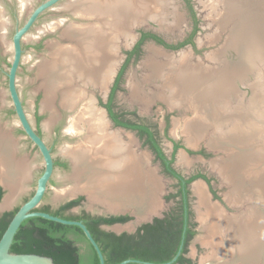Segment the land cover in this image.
<instances>
[{"label":"bare ground","instance_id":"obj_1","mask_svg":"<svg viewBox=\"0 0 264 264\" xmlns=\"http://www.w3.org/2000/svg\"><path fill=\"white\" fill-rule=\"evenodd\" d=\"M22 1V6H26L30 0ZM158 3L161 2L71 1L67 9L95 22L66 27L63 37L69 43L64 46L50 45L51 58L39 64L41 88L44 91L42 110L51 112L53 116L47 125L54 122L59 104L71 114L67 134L78 139L75 144L62 148L63 154L72 161L77 185L60 194L73 196L83 192L92 201L101 202L113 211L132 209L139 219L149 218L158 210L162 187L158 175L147 168V157L136 153L132 140L123 141L121 131L111 129L105 112L94 105L95 99H88L83 88L75 86V81L79 79L83 85L91 83L106 90L117 64L118 40L123 37L121 35H129L130 38V28L139 21L155 20L157 12L162 9L160 5H163ZM3 12L0 10L1 29L7 24ZM262 21L255 23L260 24L259 30L264 26ZM63 23H52L45 31H56ZM248 26L254 28L250 24ZM246 40L248 44L243 59L233 64L222 77H215L216 71L204 69L187 59L181 60L175 68L176 72L167 76L163 74L162 64L154 61L147 63L150 78L167 77V82L169 77L173 78L169 98L172 105L187 104L195 110L197 117L188 121L184 129L189 136L188 142L196 145L209 136V146L232 152L227 160L213 162L212 165L232 184L229 199L237 206L242 204L245 207L241 213L228 215L220 204L211 202L203 182L196 181L194 185L199 205L205 209L200 216L207 232L203 241L213 250L211 256L201 261L202 264H264L262 77H256L257 81L251 88L254 93L247 106L238 102L235 113L226 107L238 94L236 86L246 84L249 77L239 76L250 65L249 61L252 64L249 59L251 49L263 50L264 31H249ZM110 52L114 55L113 59ZM246 146L252 149L244 151ZM29 175V165L16 159L15 143L0 131V178L10 192L2 208L11 206Z\"/></svg>","mask_w":264,"mask_h":264},{"label":"rangeland","instance_id":"obj_2","mask_svg":"<svg viewBox=\"0 0 264 264\" xmlns=\"http://www.w3.org/2000/svg\"><path fill=\"white\" fill-rule=\"evenodd\" d=\"M43 1L30 0L26 6L22 7V0H0V10L4 11L5 17L3 16V18L5 22L7 21L6 27L0 28V131L8 135L15 143L16 159L26 162L30 168V175L23 183V189L18 195L16 194L11 206L4 207L0 210V213L12 211L21 206L25 199L30 198L35 192L38 178L44 171L43 158L38 149L23 132L14 111L8 90V77L6 75L13 57L12 38L15 29L17 25L19 27L22 26L33 9ZM71 1L74 0H64L52 10L44 13L24 38V56L18 74V90L32 126L39 129L41 136L52 149L54 159L68 163L67 169L59 166L55 168L53 179L49 184V190L43 202L45 205H51L54 209L61 204L63 198L61 200L60 197L67 195H61L60 193L77 185L71 159L63 154L62 148L68 144H75L78 139L67 134V124L71 114L61 108L59 104H57L58 111L54 122L51 125L49 124V126L47 125L53 116L51 112L42 110L44 91L41 88L42 79L39 77V64L51 58L50 52L52 48L50 45L64 46L69 43L63 37L66 27L88 25L95 22L92 18L83 19L79 14L76 15L73 10L67 9L66 6ZM157 1L161 2L158 4L163 3V5H160L162 9L157 12L158 17L155 20L146 19L143 22L139 21L140 23L138 22L130 28V38L129 35H121L123 37H120L121 39L118 40L117 55L115 56L117 64L114 65L116 68H114L115 71L111 79L117 76L126 59L127 52L133 49L135 42L138 40L140 31L155 33L170 44H176L184 40L193 27V19L189 9L190 5L199 20V31L195 36V47L188 45L180 50H167L156 43H146L142 47V55L139 60H132L122 76L119 89L114 98L115 110L117 112H135L142 120L156 127L161 138L163 150L169 158L173 152L172 140L180 143L181 146L174 158V168L185 176L204 175L207 181L202 178L196 181L204 183L210 200L213 203L220 204L228 215L239 214L245 207H242V204L237 206L235 202L230 201L229 194L233 188L232 184L228 183L219 169L212 165L213 162L227 160L232 152L227 149L222 150V148H212L209 146V136L200 140L196 145L188 142L189 136L184 132V129L188 121L197 117L195 110L189 108L187 104L172 105L169 98L172 93L170 85L173 78L169 77L168 82L166 81L167 77L150 78L147 63L154 61L162 64L164 68L163 74L167 76L170 73L176 72L175 68L179 66L181 60L187 59L190 63L201 65L204 69L216 71L215 77H222L224 73L231 70L233 64L243 59L245 47L248 44V40L245 41V39L249 31H264L263 25L262 30H259L260 24H255L262 20V23L264 22V0ZM15 16L20 17L19 23ZM56 22L64 23L56 31H45L46 27ZM253 23L254 25H252ZM249 24L254 28L248 26ZM245 28L249 29L245 30ZM111 54L112 52H110V56ZM250 57L249 59L252 60V64L249 61L250 65L244 68V71L241 73L242 76H239L249 78L245 85L238 84L236 86L238 94L226 106L231 113L237 111L239 104L244 103L243 105L246 106L249 104L254 93V90L251 88L257 81L256 77H262L264 80V46L263 50L251 49ZM113 58L114 55L112 54ZM111 79L108 84V91H110L113 84ZM81 85H83V82L76 79L75 86L83 88L89 100L96 99V105L104 108L101 103L107 100L105 92L99 86L91 85V83L87 86ZM39 117H41L40 121L38 120ZM130 118L134 119L136 117L131 116ZM110 124L112 130L121 131L122 140H126L123 141L128 142L132 140L136 153L147 157V168L152 170L156 176L158 175L157 178L160 184H162L158 197L160 202L157 212L152 215H154L153 217H161L175 205L174 200L167 201L165 197L177 191V181L164 175L160 163L156 161L151 151L142 144L136 133L117 128L111 121ZM250 149L252 147L246 146L244 151H250ZM183 157H185V160H183ZM0 183H3L1 178ZM194 185L195 183L190 186V189L195 218L198 220V232L189 245L187 257L192 259L195 264H202L201 261L211 256L213 250L203 241V237L207 235V232L201 222L200 216L205 213V209L199 205L198 196L195 195L193 190ZM9 193V189L6 190L0 206H2L4 199ZM78 197L83 198V208L91 213L129 215L132 218L130 222L110 228V230L117 231L118 233H133L140 225L152 217L151 215L149 218L139 219L132 209L113 211L101 202L92 201L83 192H79L76 198ZM64 200L68 201L69 197H65ZM78 212L79 210L77 209L73 211V213ZM202 212L204 213L202 214ZM118 227H122V230H118Z\"/></svg>","mask_w":264,"mask_h":264},{"label":"trees","instance_id":"obj_3","mask_svg":"<svg viewBox=\"0 0 264 264\" xmlns=\"http://www.w3.org/2000/svg\"><path fill=\"white\" fill-rule=\"evenodd\" d=\"M191 17L193 19V30L189 38L178 45L167 44L163 39L150 32L142 33L138 44L132 51L127 52V59L120 69L117 79L113 88V93L110 97L109 103L106 105L109 116L116 123V125L138 131L141 138H146L145 145H148L154 153L156 160H159L164 168V173L169 176H176L180 179V186L183 190L188 184L197 179L202 178L207 181L204 175L191 177L183 183V178L176 174L171 168L170 164L173 163L172 158L170 161L162 151V147L158 140L157 130L152 125L146 123L137 124L135 121L126 120V122L119 120V115L113 111V98L115 92L119 89L122 76L134 58L135 61L141 57L142 43L153 40L157 44L164 46L166 49L179 50L187 45L195 47V36L199 31V20L196 17L192 6L189 7ZM135 116V113H132ZM123 118V117H122ZM41 120V117L38 118ZM180 146L175 145V150ZM183 191H180L182 194ZM184 195V194H183ZM176 197L173 195V198ZM184 199V197H183ZM83 200L82 197L72 200L66 204L54 209L50 205H41L36 211L46 212L51 215L66 219L82 221L91 232L92 237L99 245L106 264H119L128 259L141 260L151 263H166L171 261L179 250L184 232V215L183 209L181 212L174 210L166 214L163 218H155L152 223L141 225L135 233L123 232L116 234L114 232H103L98 228L99 221L93 219L90 214H74L71 209ZM182 201V197L180 199ZM19 208L12 212H6L0 216V239L6 231L10 221ZM129 217H112L109 219L99 220L106 224L125 223ZM184 248L181 256L174 264H191L190 260L184 258L187 252L186 248L190 239L185 235ZM11 252L16 254H36L40 256L50 257L56 264H101L99 257L86 238L81 228L77 226L63 225L57 222L46 220L39 217L27 219L23 222L15 235ZM184 260L183 263H181ZM136 264V263H130Z\"/></svg>","mask_w":264,"mask_h":264},{"label":"water","instance_id":"obj_4","mask_svg":"<svg viewBox=\"0 0 264 264\" xmlns=\"http://www.w3.org/2000/svg\"><path fill=\"white\" fill-rule=\"evenodd\" d=\"M64 0H44L38 6H36L31 14L28 16L27 20L22 26H18L15 29V33L12 38L13 44V57L10 62V68L6 73L8 77V90L12 100V105L14 107V111L17 115L21 128L28 139L33 143V145L38 149L40 155L43 158L44 171L41 176L37 180V185L34 194L23 203L18 211L13 216L10 221L6 231L0 239V264H56L54 260L50 257L40 256L36 254H16L11 252V246L13 244L15 235L17 234L19 228L23 224L24 221L30 218L39 217L46 220H50L53 222H57L63 225L68 226H77L81 228L84 232L86 238L89 240L91 245L94 247L100 263H105V257L97 244V242L92 237L91 232L88 230L87 226L82 221L75 220H66L54 215H51L46 212L36 211L38 207L44 202L45 196L49 190V184L53 179L55 173V159L52 153V149L47 145L44 138L38 134L35 128L32 126L28 115L26 113L24 103L20 92L18 90V74L23 62L24 56V48H23V40L35 26V24L39 21L40 17L49 10H52L55 6L61 3ZM23 7V6H22ZM17 22L19 23L20 17L15 16ZM72 162V161H71ZM79 193V192H78ZM71 196L66 195L65 197H69V200L77 197V194ZM65 197H60L62 200L61 203L67 202L64 200ZM68 200V201H69ZM3 209L0 206V210ZM153 218L150 219V221ZM122 224H116L115 226H120ZM113 227V226H112ZM118 230H122V227H118ZM118 233L117 231H115ZM184 241H182L179 251L174 256V258L166 263L161 264H174L181 255V250L183 248ZM160 264V263H151L145 262L141 260L128 259L122 261L119 264Z\"/></svg>","mask_w":264,"mask_h":264},{"label":"flooded vegetation","instance_id":"obj_5","mask_svg":"<svg viewBox=\"0 0 264 264\" xmlns=\"http://www.w3.org/2000/svg\"><path fill=\"white\" fill-rule=\"evenodd\" d=\"M192 30H193V27H192ZM192 30L190 31V33L187 35V37L184 39V40H182V41H180V42H178V43H176V44H170V43H167L164 39V41L167 43V44H170V45H178V44H180L181 42H183V41H185V40H187L188 38H189V35L191 34V32H192ZM148 32H150V31H140L139 32V38H138V40L135 42V44H134V46H133V48L138 44V42H139V40H140V38H141V36H142V33H148ZM150 33H152V32H150ZM152 34H155V33H152ZM156 35V34H155ZM158 36V35H157ZM158 37H160V36H158ZM161 38V37H160ZM162 39V38H161ZM150 42H153V43H156L155 41H153V40H148V41H146V42H144V43H142V45H141V53H142V47L146 44V43H150ZM195 42V41H194ZM157 44V43H156ZM157 45H159V44H157ZM159 46H161V47H163V48H165L164 46H162V45H159ZM188 46V45H187ZM192 46V45H191ZM186 47V46H185ZM184 48V47H183ZM166 49V48H165ZM182 49V48H181ZM133 50V49H132ZM131 50V51H132ZM167 50H173V49H167ZM180 50V49H179ZM127 57L128 56H126V59H127ZM126 59H125V61H126ZM132 60H134L135 61V59L133 58ZM131 60V61H132ZM125 61H124V63H125ZM123 63V64H124ZM123 66V65H122ZM122 66H121V68H122ZM120 68V69H121ZM120 71V70H119ZM119 73V72H118ZM118 75V74H117ZM116 79H117V76L113 79V77H112V79H111V82H113V84H112V87H111V89H110V91H108V87H107V89L106 90H104V92H105V97H106V101L105 102H102L101 104H102V106L104 107V108H100V107H98L97 105H96V99H95V103H94V105L95 106H97V108H99V109H101V110H103L104 112H105V115H106V118L108 119V122H109V125H111L110 124V121L113 123V125L115 126V127H117V128H121V129H125V130H128V131H132V132H134V133H136V135L138 136V138L142 141V144L146 147V148H148L150 151H151V153L154 155V153L152 152V150L150 149V147L148 146V145H145V142H146V138H141L140 137V135H139V133H138V131H133V130H131V129H127V128H125V127H121V126H118V125H116V123L112 120V118L109 116V112H108V109H107V107H106V105L109 103V101H110V97H111V95H112V93H113V88H114V85H115V82H116ZM120 86V85H119ZM99 88L100 89H102L100 86H99ZM103 90V89H102ZM117 92V91H116ZM116 92H115V94H116ZM115 94H114V98H115ZM114 98H113V101H112V104H113V111H114V113H117V114H119V115H123L122 117H119L118 119L119 120H121V121H124V122H126V120H131V121H137L136 123L137 124H142L143 122H140V121H144V120H142L140 117H138L137 115H136V113L135 112H117L116 110H115V106H114ZM132 113H135V115L136 116H134V115H132ZM131 116H134V117H136V118H134V119H132V118H130ZM146 122V121H145ZM147 123V122H146ZM154 127V126H153ZM154 128H156V127H154ZM35 130L38 132V134H40V131H39V129L38 128H35ZM155 130H157V128L155 129ZM114 131V130H113ZM157 132V138H158V140H159V142H160V145H161V147H162V143H161V138L159 137V132L158 131H156ZM41 135V134H40ZM172 148H173V152H172V155H171V157L169 158L167 155H166V153L164 152V150H163V147H162V151L164 152V154L167 156V158H168V160L170 161L172 158H175V154H176V152L178 151V149L177 150H175V145H179V146H181L180 145V143H178V142H175L174 140H172ZM201 154H202V152H201ZM154 157H155V155H154ZM155 159H156V157H155ZM156 161H158L159 163H160V165H161V167H162V169H163V173H164V168H163V166H162V164H161V162L159 161V160H156ZM173 161V163L172 164H170V166H171V168L173 169V171L176 173V174H178V175H180V177H182L183 178V183L185 182V181H187V180H189L191 177H195V176H200L199 174H197V175H190V176H185V175H183L182 173H180L179 171H177L175 168H174V166H173V164H174V160H172ZM57 166H59V167H61V168H64V169H67L68 168V163L66 162V161H58V160H55V167H57ZM164 175L165 176H167V177H170V178H173L174 180H176L177 181V191L175 192V193H173V194H169L168 196H166L165 197V200H167V201H169V200H174L175 201V205L170 209V211L169 212H166V213H164L161 217H158V216H155V217H153L154 215H152V217H153V219L150 221V219L147 221V222H145V223H143V224H148V223H152L153 222V220L155 219V218H163L166 214H168V213H170V212H172V211H174V210H177V211H179V212H181V210L183 209V215H184V234L190 239V241H189V244L187 245V248H186V253L183 255L184 256V258L185 259H187V260H190L191 261V264H195V262L192 260V259H190L189 257H187V253H188V250H189V245H190V243L194 240V238L196 237V235H197V226H198V220H196V218H195V211H194V208H193V203H192V196H191V194H192V192H191V189H190V186L192 185V184H194L195 183V181L197 180V179H200V178H197V179H195V180H193V181H191L189 184H188V186H186V188L183 190V188H181V186H180V179L179 178H177L176 176H169V175H167V174H165L164 173ZM209 181V180H208ZM51 183V182H50ZM6 190H8V188L3 184V183H0V203L3 201V197H4V194H5V192H6ZM194 190V189H193ZM180 191H183L182 192V194H180ZM184 194V195H183ZM33 195V194H32ZM173 195H175L176 197H173V198H169V200L167 199V197H172ZM196 195V194H195ZM197 196V195H196ZM181 197H182V201L180 200L181 199ZM183 197H184V199H183ZM78 198H80V197H78ZM78 198H76V199H78ZM29 198H27V199H25V201H24V203L28 200ZM76 199H71V200H69V201H67V202H64V203H61L59 206H61V205H63V204H66V203H68V202H70V201H72V200H76ZM212 202V201H211ZM41 205H45V204H41ZM40 205V206H41ZM47 205V204H46ZM51 206V205H50ZM58 206V207H59ZM57 207V208H58ZM17 208H20V206L19 207H17ZM53 208V207H52ZM16 209V208H15ZM15 209H13L12 211H14ZM75 209H77V210H79V212L78 213H74V214H82L83 212L84 213H86V214H90V216L93 218V219H95L96 221L98 220L99 221V224H98V228L100 229V231H103V232H114V233H116L115 231H112V230H110V228L112 227V226H115L116 224H126V223H128V222H130L131 220H132V218L129 216V215H124V214H121V215H102V214H94V213H91V212H89V211H87V210H85L84 208H83V200L79 203V204H77L76 206H74L72 209H71V213H73V211L75 210ZM12 211H7V212H12ZM225 211V210H224ZM6 212H3V213H0V216H3L4 214H5ZM112 217H129L130 219L127 221V222H125V223H120V222H118V223H114V224H106V223H104V222H101L99 219L100 218H102V219H109V218H112ZM97 221V222H98ZM142 224V225H143ZM141 226V225H140ZM139 226V227H140ZM138 227V228H139ZM137 228V229H138ZM136 229V230H137ZM136 230L133 232V233H135L136 232ZM121 233H123V232H121ZM121 233H116V234H121ZM128 233V232H127ZM185 235L182 237V239H181V243H182V241H184L185 240ZM181 243H180V245H181ZM179 248H180V246H179ZM183 248H184V244H183ZM183 248H182V250H183ZM182 250H181V254H182ZM179 251V250H178ZM181 256V255H180ZM184 262V260L181 262V263H183Z\"/></svg>","mask_w":264,"mask_h":264}]
</instances>
